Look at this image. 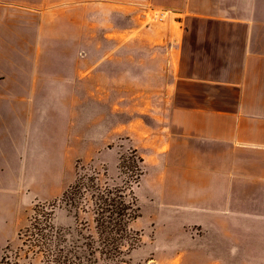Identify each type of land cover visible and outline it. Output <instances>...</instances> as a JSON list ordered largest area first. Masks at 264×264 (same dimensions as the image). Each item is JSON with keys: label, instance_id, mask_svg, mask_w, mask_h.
Returning a JSON list of instances; mask_svg holds the SVG:
<instances>
[{"label": "crops", "instance_id": "1", "mask_svg": "<svg viewBox=\"0 0 264 264\" xmlns=\"http://www.w3.org/2000/svg\"><path fill=\"white\" fill-rule=\"evenodd\" d=\"M89 1L168 14L146 34L171 56L175 94L166 101L180 103L166 113L167 196L188 200L181 222L197 230L206 256L264 264V0H0V248L20 214L14 183L29 166L45 176L42 52L30 32L37 40L55 21L48 10L76 18Z\"/></svg>", "mask_w": 264, "mask_h": 264}, {"label": "rangeland", "instance_id": "2", "mask_svg": "<svg viewBox=\"0 0 264 264\" xmlns=\"http://www.w3.org/2000/svg\"><path fill=\"white\" fill-rule=\"evenodd\" d=\"M100 3L76 7V18L67 7L48 10L55 21L45 24L37 40L30 32V45L36 42L42 52L45 176L33 175L29 166L14 183V217L20 214L8 244L20 245L17 235L30 225L37 204H55L57 227L92 225L86 202L76 220L61 198L84 176L121 186L126 179L118 167L136 151L143 159L142 177L133 186L141 217L133 229L141 241L128 264H231L206 256L209 248L197 230L181 222L180 204L188 200L167 196L163 155L172 129L166 113L180 103L166 101L175 94V79L165 45L146 37L154 21Z\"/></svg>", "mask_w": 264, "mask_h": 264}, {"label": "trees", "instance_id": "3", "mask_svg": "<svg viewBox=\"0 0 264 264\" xmlns=\"http://www.w3.org/2000/svg\"><path fill=\"white\" fill-rule=\"evenodd\" d=\"M142 164L141 156L133 151L118 167L126 179L121 186H102L97 176H84L64 193L60 203L76 220L81 203L86 202L92 225L57 227L55 204H37L30 225L17 235L20 245L7 244L0 264H128L141 241V234L133 229L141 217L133 186L140 182Z\"/></svg>", "mask_w": 264, "mask_h": 264}, {"label": "built area", "instance_id": "4", "mask_svg": "<svg viewBox=\"0 0 264 264\" xmlns=\"http://www.w3.org/2000/svg\"><path fill=\"white\" fill-rule=\"evenodd\" d=\"M168 14L166 12H161V13H154L149 14L148 16L146 15L147 18L151 19V21H159V22H165V20L167 19Z\"/></svg>", "mask_w": 264, "mask_h": 264}]
</instances>
